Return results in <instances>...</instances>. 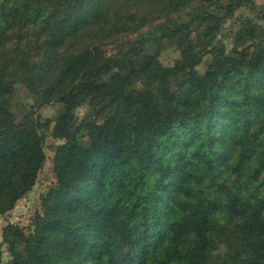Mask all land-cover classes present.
Instances as JSON below:
<instances>
[{
	"label": "trees",
	"instance_id": "obj_1",
	"mask_svg": "<svg viewBox=\"0 0 264 264\" xmlns=\"http://www.w3.org/2000/svg\"><path fill=\"white\" fill-rule=\"evenodd\" d=\"M47 131L8 264H264V3L0 0V215Z\"/></svg>",
	"mask_w": 264,
	"mask_h": 264
},
{
	"label": "rangeland",
	"instance_id": "obj_2",
	"mask_svg": "<svg viewBox=\"0 0 264 264\" xmlns=\"http://www.w3.org/2000/svg\"><path fill=\"white\" fill-rule=\"evenodd\" d=\"M258 3H264V0H256ZM178 51L175 48H167L160 54V60L164 64H171L173 59L177 56ZM207 57L204 59L203 64L199 67L203 70ZM18 96L25 104L32 102L31 98L25 95L22 89L19 88ZM55 104H47L40 108L39 113L42 117H52L56 110ZM52 142L50 132H45L44 150L46 160L41 168L38 180L35 185L16 203L15 207L4 215H0V249L2 251L1 264H8V254L6 245L1 242V230L7 222L18 223L19 225H27L29 219L36 207L39 205V195L45 189L46 185L53 179V151L50 149L49 144Z\"/></svg>",
	"mask_w": 264,
	"mask_h": 264
}]
</instances>
